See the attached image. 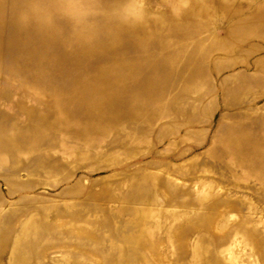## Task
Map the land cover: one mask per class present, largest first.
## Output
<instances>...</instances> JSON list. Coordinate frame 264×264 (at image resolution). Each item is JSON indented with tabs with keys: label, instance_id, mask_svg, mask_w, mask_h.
<instances>
[{
	"label": "rangeland",
	"instance_id": "374dc122",
	"mask_svg": "<svg viewBox=\"0 0 264 264\" xmlns=\"http://www.w3.org/2000/svg\"><path fill=\"white\" fill-rule=\"evenodd\" d=\"M0 264H264V0H0Z\"/></svg>",
	"mask_w": 264,
	"mask_h": 264
}]
</instances>
